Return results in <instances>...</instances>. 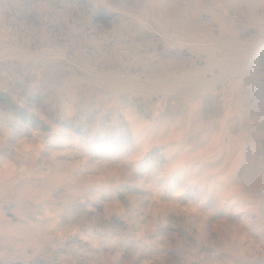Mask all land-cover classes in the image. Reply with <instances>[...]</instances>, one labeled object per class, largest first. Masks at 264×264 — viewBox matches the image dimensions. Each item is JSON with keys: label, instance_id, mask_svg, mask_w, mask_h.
<instances>
[{"label": "rangeland", "instance_id": "1", "mask_svg": "<svg viewBox=\"0 0 264 264\" xmlns=\"http://www.w3.org/2000/svg\"><path fill=\"white\" fill-rule=\"evenodd\" d=\"M0 264H264V0H0Z\"/></svg>", "mask_w": 264, "mask_h": 264}, {"label": "bare ground", "instance_id": "2", "mask_svg": "<svg viewBox=\"0 0 264 264\" xmlns=\"http://www.w3.org/2000/svg\"><path fill=\"white\" fill-rule=\"evenodd\" d=\"M209 35H208V32H203V34H197V33H195L194 34V39H196V40H205L206 39V37H208ZM174 77V76H173ZM186 77H188L187 76V72H183V74H182V78H186ZM6 196V195H5Z\"/></svg>", "mask_w": 264, "mask_h": 264}]
</instances>
